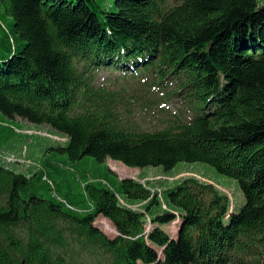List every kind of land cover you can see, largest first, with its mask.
<instances>
[{"label":"trees","instance_id":"1","mask_svg":"<svg viewBox=\"0 0 264 264\" xmlns=\"http://www.w3.org/2000/svg\"><path fill=\"white\" fill-rule=\"evenodd\" d=\"M114 1L0 0L14 19L1 26L13 51L0 60V114L61 134L66 146L50 150L72 162L211 165L238 181L245 205L230 213L228 196L195 177L160 194L126 178L118 190L85 184L86 211L58 193L63 165L25 174L0 164V264H264V4ZM102 69L156 71L191 117L155 131L125 122L95 84ZM177 221L173 238L162 227Z\"/></svg>","mask_w":264,"mask_h":264},{"label":"rangeland","instance_id":"2","mask_svg":"<svg viewBox=\"0 0 264 264\" xmlns=\"http://www.w3.org/2000/svg\"><path fill=\"white\" fill-rule=\"evenodd\" d=\"M258 1L261 5L264 4V0ZM97 3L100 8L106 10H113L115 5L114 0H97ZM13 23V17L7 16L0 5V60H8L12 57L13 46L8 43L3 29H11ZM17 44H19L18 41ZM159 82L160 76L154 70L132 74L131 71L102 69L96 73L95 80L97 88H105L116 98L115 108L121 116L128 118L124 121L142 131L163 129L173 123L176 116H180L182 120H189L191 117L190 112L187 114L183 112H186L188 108L181 101L168 98L172 87H167L165 84L159 86ZM0 120L3 121L0 122V150L5 152L7 157L13 156L15 159L9 167L18 173L30 174V171L38 168H30L35 165L34 163L45 166L47 162H54L63 165L61 166L63 175H59L57 179L61 184L58 193L86 211L92 210V207L86 204L84 199L85 184L106 179L115 190H118L119 181L126 178L148 182L151 189L162 192L176 187L183 179L195 177L202 182L214 185L228 196L230 213L240 212L245 205V196L238 181L218 173L211 165L179 163L174 169L165 171L162 167L133 169L112 160L99 164L92 157H84L78 162H72L66 156L57 155L55 151L50 150V148L66 146L67 141L64 136L50 127L32 124L21 119L12 120L2 114H0ZM8 127H14V131ZM123 199L127 204L133 203L130 207L134 210L144 208L142 203L136 204L135 201L124 197ZM95 226L110 238L117 236L112 223L103 217L97 219ZM177 226L169 224L162 228L166 233L171 234L177 231ZM150 227L149 225L147 229ZM161 251L159 250V254H162Z\"/></svg>","mask_w":264,"mask_h":264},{"label":"built area","instance_id":"3","mask_svg":"<svg viewBox=\"0 0 264 264\" xmlns=\"http://www.w3.org/2000/svg\"><path fill=\"white\" fill-rule=\"evenodd\" d=\"M15 161V159H14V157L12 156V157H7L6 155H5V152H3V151H1L0 150V164H2V165H4V166H10V164L12 163V162H14ZM30 164H32V163H30ZM31 168V167H30ZM165 208V207H164Z\"/></svg>","mask_w":264,"mask_h":264},{"label":"crops","instance_id":"4","mask_svg":"<svg viewBox=\"0 0 264 264\" xmlns=\"http://www.w3.org/2000/svg\"><path fill=\"white\" fill-rule=\"evenodd\" d=\"M9 129H12L11 127H8ZM13 130V129H12ZM66 140V139H65ZM33 171H30V173H32ZM132 179H135V178H132ZM136 180V179H135ZM145 180H148V179H145ZM138 181V180H137ZM138 202H136V204H137ZM144 203H142V205H143ZM167 208H168V210H170V211H172V212H175L177 215L179 214V210H177V209H175V208H173V207H171V206H167ZM157 211H159V212H161L160 210H157ZM173 224H176V222L175 223H173ZM177 228V227H176ZM177 233H178V229H177V231L176 232H172L170 235L174 238V237H176L177 236Z\"/></svg>","mask_w":264,"mask_h":264},{"label":"water","instance_id":"5","mask_svg":"<svg viewBox=\"0 0 264 264\" xmlns=\"http://www.w3.org/2000/svg\"><path fill=\"white\" fill-rule=\"evenodd\" d=\"M164 250H162V253H163Z\"/></svg>","mask_w":264,"mask_h":264},{"label":"bare ground","instance_id":"6","mask_svg":"<svg viewBox=\"0 0 264 264\" xmlns=\"http://www.w3.org/2000/svg\"><path fill=\"white\" fill-rule=\"evenodd\" d=\"M13 128H14V127H13ZM13 128H12V129H13ZM13 131H14V130H13Z\"/></svg>","mask_w":264,"mask_h":264}]
</instances>
